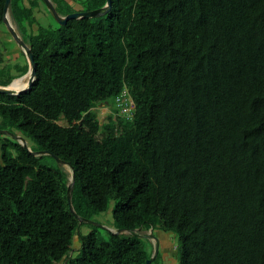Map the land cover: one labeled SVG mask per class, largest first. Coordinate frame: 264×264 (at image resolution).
Returning <instances> with one entry per match:
<instances>
[{"label": "trees", "instance_id": "obj_1", "mask_svg": "<svg viewBox=\"0 0 264 264\" xmlns=\"http://www.w3.org/2000/svg\"><path fill=\"white\" fill-rule=\"evenodd\" d=\"M111 1L35 32L39 0H10L36 73L30 89L0 93V128L72 167L78 216L113 199L115 228L135 234H79L70 168L0 134V264H147L149 229L150 264H164L169 234L176 264H264V0Z\"/></svg>", "mask_w": 264, "mask_h": 264}, {"label": "rangeland", "instance_id": "obj_2", "mask_svg": "<svg viewBox=\"0 0 264 264\" xmlns=\"http://www.w3.org/2000/svg\"><path fill=\"white\" fill-rule=\"evenodd\" d=\"M69 4L72 6L75 11H84V8L86 7V4L84 1L80 0H75V1H70ZM34 15L37 19V22L35 23L34 26H32V29L37 32L39 27H54L56 25L55 19L51 16L49 13L46 4L44 3L43 0H39V5L34 11ZM8 18L13 26V28L17 31L18 35L21 37L23 36V33L19 28H17V20L15 21L10 12L8 13ZM24 38V37H23ZM0 43L3 51V62L0 64V78L3 81H7L8 79H16L21 76V69L25 66L28 65V60L26 58L25 53L23 52L22 48L19 46V44L15 41V39L12 37L10 32L8 31V28L6 27L5 23H2L0 25ZM28 77L25 75L22 78V81L27 84ZM112 100H109V103H111ZM98 116L100 118V124H103L104 119L106 118L107 114L109 113V108L108 107H100L97 109ZM59 123H63L62 120L59 121ZM14 134H17L19 136H22L20 133L13 132ZM3 137L7 135H2ZM10 137V136H9ZM25 142L27 144V147L35 152L38 151L36 149V144L28 138H25ZM21 143V142H20ZM43 164L49 165L52 167H55L57 165V160L53 159L49 155L44 154L42 161ZM65 169L69 170L68 165H64ZM115 200H110L107 208L104 211H100L97 213L92 214L91 218H89L91 221H94L95 224H97L100 228L99 233L103 237H107V232L108 231H116V228L113 223V206H114ZM85 222V221H84ZM94 229V226L89 223H81L78 226V233L81 235H85L89 233L91 230ZM140 231V234L143 236V241L146 244V249L149 252L154 251V246L156 243V240L153 237H150L151 230H146V231ZM128 233V232H126ZM157 233V232H156ZM147 235V236H144ZM171 234L166 238L168 240L165 241L163 239L162 241V246L160 248V253H158V262L161 263V261H164V264H176V256H175V246L170 244L169 242L171 241ZM79 247L80 243L78 242V238L75 237L73 241V251H72V256H76L79 254ZM164 256V258H163Z\"/></svg>", "mask_w": 264, "mask_h": 264}, {"label": "water", "instance_id": "obj_3", "mask_svg": "<svg viewBox=\"0 0 264 264\" xmlns=\"http://www.w3.org/2000/svg\"><path fill=\"white\" fill-rule=\"evenodd\" d=\"M44 3L46 4V7L48 9V11L50 12V14L53 16V18L59 23V24H65L66 21L70 18H81V17H92V16H98L101 15L105 12H107L110 8H111V4L112 1L111 0H106L105 5L102 8H97V9H92V10H85V11H76V12H71L67 15H60L57 13L53 3L51 0H43ZM9 4H10V0H5V4H4V16H3V23H5L6 27L8 28V31L10 32V34L12 35V37L15 39V41L19 44V46L22 48L23 52L26 55V58L28 60V70L26 71V73H24L23 75H21L20 77L16 78V79H22L25 75H27L28 80H27V84L16 90L13 91L10 89L11 84L16 80L13 79L8 85L5 86H0V93H6V94H19L20 92L26 91L28 89L31 88L32 83L35 79V62H34V58H33V53L30 49V47L21 39V37L18 35L17 31L13 28L9 18H8V13H9ZM0 134L2 135H7L10 136L11 138H14L16 140H18L19 142H21V144L31 153L38 155V154H49L51 155L54 159H56L58 162H60L63 165H68L65 161L61 160L60 158H58L56 155H54L53 153H50L49 151H45V150H38V151H31L28 147L27 144L25 142V138L23 136H19L17 134H14L13 132L9 131V130H5V129H1L0 128ZM70 170H71V176H70V180L69 183L67 184V189H66V198H67V202L69 205V208L72 210V212L77 216L78 221L79 222H89L91 224H95L94 221H91L90 219L84 218V217H80L76 214V212L73 209V205H72V201H71V193H72V187L74 184V170L72 169V167L70 165H68ZM113 232V231H112ZM116 233H121V232H130L135 234L134 231H130L127 229H116L115 231ZM150 237H153L156 240L155 246H154V251L153 254L146 260L147 264H150L151 261H153V259L155 258V256L157 255L158 249H159V241L157 239V237L150 233L149 234ZM147 236V235H144Z\"/></svg>", "mask_w": 264, "mask_h": 264}, {"label": "built area", "instance_id": "obj_4", "mask_svg": "<svg viewBox=\"0 0 264 264\" xmlns=\"http://www.w3.org/2000/svg\"><path fill=\"white\" fill-rule=\"evenodd\" d=\"M123 98V99H122ZM118 104L121 105V113H127L134 108L132 99L129 96H126V91L123 90L122 94L117 98Z\"/></svg>", "mask_w": 264, "mask_h": 264}, {"label": "bare ground", "instance_id": "obj_5", "mask_svg": "<svg viewBox=\"0 0 264 264\" xmlns=\"http://www.w3.org/2000/svg\"><path fill=\"white\" fill-rule=\"evenodd\" d=\"M26 85L25 82L22 81V79H16L10 86V89L13 91H16Z\"/></svg>", "mask_w": 264, "mask_h": 264}, {"label": "crops", "instance_id": "obj_6", "mask_svg": "<svg viewBox=\"0 0 264 264\" xmlns=\"http://www.w3.org/2000/svg\"><path fill=\"white\" fill-rule=\"evenodd\" d=\"M0 86H2V85H0Z\"/></svg>", "mask_w": 264, "mask_h": 264}, {"label": "flooded vegetation", "instance_id": "obj_7", "mask_svg": "<svg viewBox=\"0 0 264 264\" xmlns=\"http://www.w3.org/2000/svg\"><path fill=\"white\" fill-rule=\"evenodd\" d=\"M163 258H164V256H163Z\"/></svg>", "mask_w": 264, "mask_h": 264}]
</instances>
